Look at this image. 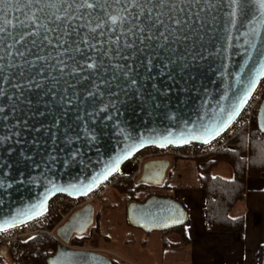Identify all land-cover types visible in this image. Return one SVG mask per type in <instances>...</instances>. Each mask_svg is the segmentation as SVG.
<instances>
[{
  "label": "water",
  "instance_id": "water-1",
  "mask_svg": "<svg viewBox=\"0 0 264 264\" xmlns=\"http://www.w3.org/2000/svg\"><path fill=\"white\" fill-rule=\"evenodd\" d=\"M4 7L15 27L0 19L7 29L0 33V231L41 216L56 195L86 196L144 149L209 143L264 78L258 0H151L126 34L113 32L99 10L51 23L45 9L33 24L38 5ZM123 7L141 12L124 3L109 11ZM256 121L264 135V98ZM169 166L146 163L140 182L159 186ZM93 213L79 210L58 229L61 243L48 264H112L69 247ZM126 219L145 233L163 232L183 226L187 212L152 195L128 204Z\"/></svg>",
  "mask_w": 264,
  "mask_h": 264
},
{
  "label": "trees",
  "instance_id": "trees-1",
  "mask_svg": "<svg viewBox=\"0 0 264 264\" xmlns=\"http://www.w3.org/2000/svg\"><path fill=\"white\" fill-rule=\"evenodd\" d=\"M192 161L196 170L197 187L203 191L205 198L203 215L206 232L242 235L244 215L241 208L247 192L246 181L248 178H264V135L258 131L256 115L225 147ZM222 167L228 170V177L216 172ZM171 181L170 178L166 186H153L140 183V179L125 178L116 185L118 191L128 197L127 204H130L143 203L152 196L147 194L143 199H138L135 194L137 191L149 188L169 189ZM159 196L171 197L166 194ZM126 224L133 228L127 219ZM183 226L162 232L166 236H178L176 241L164 237V248H178L189 242L182 233ZM96 230L99 232L98 228ZM76 237L70 242L78 246L87 239L84 235ZM57 246V241L47 235L27 238L21 242L16 256L0 252V264H48V259L54 255ZM112 264L121 263L112 261Z\"/></svg>",
  "mask_w": 264,
  "mask_h": 264
},
{
  "label": "crops",
  "instance_id": "crops-1",
  "mask_svg": "<svg viewBox=\"0 0 264 264\" xmlns=\"http://www.w3.org/2000/svg\"><path fill=\"white\" fill-rule=\"evenodd\" d=\"M218 174L223 177L229 176L225 168H222ZM172 187L173 185L170 188ZM246 189L241 208L244 215L242 235L206 232L203 215L205 198L203 191L197 187L171 196L180 202L187 212V221L182 228L183 235L189 240L186 245L164 248V237L176 241L178 236L176 234L166 236L162 232L145 233L136 228L129 229L131 227L128 228L123 243L126 247L138 244V254L147 258L154 257L149 251L152 245L156 246V258L154 257L152 261L142 258L137 264H260L264 256V178H248ZM105 239L106 242L111 240L106 235ZM100 250L105 254L102 255L111 261L120 263L108 257L113 256L108 248L101 246ZM86 251L98 253L96 249ZM129 263L135 264V262Z\"/></svg>",
  "mask_w": 264,
  "mask_h": 264
},
{
  "label": "built area",
  "instance_id": "built-area-1",
  "mask_svg": "<svg viewBox=\"0 0 264 264\" xmlns=\"http://www.w3.org/2000/svg\"><path fill=\"white\" fill-rule=\"evenodd\" d=\"M263 98L264 78L259 82L250 100L234 123L209 143L204 145L189 144L180 148L158 149L151 147L144 149L126 162L100 187L86 196L71 198L59 194L52 197L48 203L47 211L41 216L25 224L0 231V252L14 257L19 253L20 244L24 239L35 238L41 234L52 237L60 244L61 241L57 236V231L69 217L101 198L117 183H122L123 179H140L146 163L169 159H194L210 155L225 147L240 129L252 121ZM260 264H264V256L261 258Z\"/></svg>",
  "mask_w": 264,
  "mask_h": 264
},
{
  "label": "rangeland",
  "instance_id": "rangeland-1",
  "mask_svg": "<svg viewBox=\"0 0 264 264\" xmlns=\"http://www.w3.org/2000/svg\"><path fill=\"white\" fill-rule=\"evenodd\" d=\"M168 161L170 162L169 170L166 172L159 186H166L167 181L171 178V185L173 187L169 189H141L135 193L136 198L143 199L147 194L176 196L186 189L197 188L196 170L192 159H169ZM222 168L216 172L219 173ZM127 198L125 194H121L118 191L117 185H115L98 202H93L95 203V217L93 226L84 234V237H87V239L79 246L70 242L69 247L79 250L96 249L98 253L104 254L102 252L103 249L100 250L101 246H103L108 248L113 254V256L107 255L108 257L123 264H130L129 262L137 264L138 260H142V258L147 261L149 259L152 261L154 257L156 258V246L152 245L149 251L151 254H154V257L147 258V256L142 257L138 254V244L133 247H126V244L123 243V239L128 233L129 228L126 224ZM97 228L99 232H97ZM105 235L111 239L110 242H106ZM73 238L77 237L74 236Z\"/></svg>",
  "mask_w": 264,
  "mask_h": 264
},
{
  "label": "snow or ice",
  "instance_id": "snow-or-ice-1",
  "mask_svg": "<svg viewBox=\"0 0 264 264\" xmlns=\"http://www.w3.org/2000/svg\"><path fill=\"white\" fill-rule=\"evenodd\" d=\"M15 2L18 7L17 11H23L19 5L23 3L24 8L32 10L33 5H38L34 11H31L32 23L36 24L37 13H43L45 9L51 10L48 13L49 22L56 23L59 21H70L78 19L79 17L74 13H79L81 9L88 10H99V12L104 13L106 17V23H108L109 28L115 32L119 30L122 34H126L125 25H128L127 32H132L134 27H138V23L134 24V21H138L139 17L143 14L144 4L150 3L151 0H0V19L3 20V25H9L15 27L10 19L6 18L5 5ZM168 0H160V3H166ZM234 4L240 3L241 0H232ZM261 7H264V0H258ZM124 3L125 5H130L131 8H141V12L133 14L129 7H123L116 9L115 14L109 11L111 4L120 5ZM151 13L149 12V15ZM91 15V13H89ZM42 26L47 29V25H37ZM97 28L103 27L102 24H97ZM6 27L0 26V33L6 31ZM51 31L52 29H48ZM90 31L95 32L96 28H91ZM143 31V29H141ZM87 42V40L85 41ZM131 46V45H126ZM88 67L92 68L94 65L89 64Z\"/></svg>",
  "mask_w": 264,
  "mask_h": 264
},
{
  "label": "flooded vegetation",
  "instance_id": "flooded-vegetation-1",
  "mask_svg": "<svg viewBox=\"0 0 264 264\" xmlns=\"http://www.w3.org/2000/svg\"><path fill=\"white\" fill-rule=\"evenodd\" d=\"M167 161H168V160H167ZM140 183H142V182H140ZM100 199H101V198H99L98 200H96L95 203L98 202ZM95 203H92V204H90V205H87L86 207H84V208H82V209H85V208H87V207H89V206H92L93 209H94V204H95ZM136 203H140V202H136ZM82 209H81V210H82ZM94 217H95V212L93 213V221H92V224L88 227V229H87L82 235H84L85 233H87V231L93 226V223H94ZM74 236H81V235H76V234H74V235L72 236V238H73Z\"/></svg>",
  "mask_w": 264,
  "mask_h": 264
}]
</instances>
